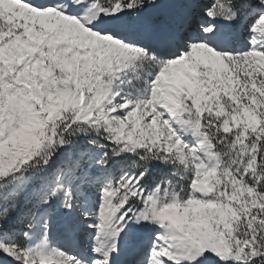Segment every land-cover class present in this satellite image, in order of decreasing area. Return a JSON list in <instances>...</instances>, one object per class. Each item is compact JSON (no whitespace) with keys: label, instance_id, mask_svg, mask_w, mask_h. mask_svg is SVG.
I'll list each match as a JSON object with an SVG mask.
<instances>
[{"label":"snow or ice","instance_id":"obj_1","mask_svg":"<svg viewBox=\"0 0 264 264\" xmlns=\"http://www.w3.org/2000/svg\"><path fill=\"white\" fill-rule=\"evenodd\" d=\"M0 264H264V0H0Z\"/></svg>","mask_w":264,"mask_h":264}]
</instances>
